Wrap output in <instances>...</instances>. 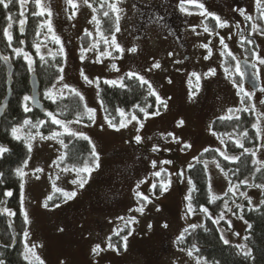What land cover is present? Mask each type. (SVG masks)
Returning a JSON list of instances; mask_svg holds the SVG:
<instances>
[{
	"label": "rangeland",
	"instance_id": "rangeland-1",
	"mask_svg": "<svg viewBox=\"0 0 264 264\" xmlns=\"http://www.w3.org/2000/svg\"><path fill=\"white\" fill-rule=\"evenodd\" d=\"M88 1L73 0L77 7L71 5L63 19L58 0H41L42 6L51 9L52 14L49 16L45 11L46 19L36 43L41 45V55L59 52L61 45L53 41V33L48 31L47 23L51 21L64 48L60 66L64 69V79L61 82L56 79L52 85L57 89L63 84L69 85L83 95L84 104L96 109L94 123H72L70 127L90 137L99 153L100 166L88 177L85 187L79 189L71 183L76 173L62 171L55 164L60 152L58 140H41L37 132L46 137L51 134L21 128L18 134L25 140L29 135L35 137L28 141L32 150L24 159L27 165L23 161L19 167L25 173L20 175V205L24 219L25 212L28 218L22 231L25 255L36 259L32 255L35 252L43 264H197L198 259L175 243L186 226L199 223L204 215L202 211H188L185 197L190 184L186 169L200 149L216 147L225 152L210 129V121L216 115L229 113L230 108L242 106L237 87L225 73L226 53L230 51L236 57L235 66L240 58H246L241 41L248 34L256 45L254 53L264 57V34L253 27L256 0H198L207 13L227 23L226 27H219L213 19L215 26L209 28V32L204 31L205 19L213 16L201 15L202 10L196 4L185 3L187 11H181V0H111L118 9L114 12L119 17L120 30H114L108 37L99 34L92 3ZM241 11L245 15H241ZM86 33H91L87 35L90 42L84 46L81 35ZM113 36L123 51L111 45ZM221 38L224 44L220 43ZM105 39L109 43L106 44ZM203 44L209 45L210 56L209 50L201 47ZM91 45L95 47L90 48ZM82 47L90 49L83 60ZM131 48H136V52L129 51ZM157 61L161 67L152 68ZM251 61L257 63L254 72L259 70L258 86L252 89L243 81L240 85L245 91L254 93L250 104L256 114V123L264 130V104L261 103L264 101L261 91L264 65L256 61L255 55ZM113 64L118 71L113 69ZM210 68L215 69L216 74L205 76ZM81 71L93 81H119L124 73H137L167 101V109L163 107L159 115L143 117L144 126L139 132L136 121L116 131L104 120L97 83H86ZM193 72L199 74V80L191 75ZM237 73L241 77V73ZM190 92L195 94L191 99ZM181 120L183 126H177ZM169 133L178 137L180 143ZM136 135L142 137V142L135 141ZM259 139L253 152L257 160L264 162V135ZM184 144L191 147L181 151ZM154 147L158 150L153 151ZM153 161H156L155 168ZM206 168L212 194L221 195L228 184L224 174L213 161H206ZM37 169L43 171L37 172ZM157 171L164 173L159 181H171L162 195L151 192L153 173ZM53 184L64 191L76 190L77 196L45 208V199L54 192ZM137 190L151 202L138 197ZM244 195L255 204L259 200L260 187L248 185ZM141 205L144 207L142 214L136 211ZM133 217L137 222L129 224L125 235L128 236L127 249L124 246L120 251L107 248L108 235ZM223 219L225 224L218 222L223 239L243 245L247 222L230 211L223 214ZM97 244L102 249L99 254L92 251Z\"/></svg>",
	"mask_w": 264,
	"mask_h": 264
},
{
	"label": "trees",
	"instance_id": "trees-1",
	"mask_svg": "<svg viewBox=\"0 0 264 264\" xmlns=\"http://www.w3.org/2000/svg\"><path fill=\"white\" fill-rule=\"evenodd\" d=\"M91 1L99 34L108 37L117 26L116 14L110 7L112 1ZM23 5H21L20 0H12L7 9L0 5V52L9 58L13 65L10 74V96L7 107L0 118V146L8 149V151L0 153V261H3L4 264H38L36 259H25L22 238L25 219L20 205L21 176L16 171L26 158L28 149L25 138L21 136V140H16L11 134V129L21 127L23 121L28 119L33 124L39 120H44L46 123L38 128H32L30 125L23 126L22 129L24 130H39L49 134H52L53 131L62 132L63 130L59 126L51 124L50 119L46 116V111H53L60 119L75 120L76 112L84 110V102L72 94L69 89L63 94V98L57 99L55 103L44 98L43 92L54 83L59 75L58 69L62 63V55L59 52L54 55L37 54L34 45L46 19V14L34 15L40 11L34 0H26ZM106 12L108 13L107 16H105ZM9 16L12 17L11 20L8 19ZM20 21H24L23 32L18 29ZM9 23L12 25L9 29L12 35L11 45L4 36V28L8 27ZM205 24L208 28L215 26L211 17L205 19ZM253 24L258 32L264 34V19L261 18L257 8ZM81 42L84 46L89 44L90 39L87 34L81 35ZM241 44L243 45V55L252 60L253 53L256 51L252 37L246 34ZM103 46L101 44V48ZM15 49H21L22 52L18 55ZM24 52L29 53L32 57L34 61L33 70H29L28 62L23 56ZM41 56L44 57V61H41ZM225 65L232 72L231 78L242 84L241 77L235 70L232 56L226 55ZM31 71L35 72L39 80L40 99L44 105L43 111L33 108L29 101L27 103L32 110L30 112L24 111L25 101L23 98L26 95L29 96L28 76ZM127 74L124 73L121 78L124 87L107 84L103 80H99L97 84L103 115L104 117L109 115L110 118L115 117L113 123L116 124H119L121 119L116 109H124L126 113L137 114L139 119H143L144 115L139 112L136 105L141 107L151 105L148 108L149 112L163 108L162 105L156 103L155 96L148 95L147 85L141 86L139 80L135 77L129 79ZM5 91V66L0 59V99ZM250 103L251 100L246 98L242 106L237 108L241 109L240 111L230 108L233 110L232 113L216 115L210 121V129L216 133L224 151L232 157H239V160H225L220 154L222 151L216 147H205L196 153L195 159L191 162L192 167L188 166L186 169L187 176L192 182L188 191V195L191 194L192 197V207L194 211H201V207H206L208 214L204 213L199 223L186 226L176 237L175 243L188 251L191 250L192 256L199 259L200 264H205V262L206 264H264V188L260 187L259 200L255 204H251L245 195H241L247 190L248 185H264V166H262L264 162L257 160L252 155V152L258 147L260 139L256 128L253 127L257 120ZM244 108L249 110L243 111ZM228 115H232L233 118L220 119ZM82 122L88 123L90 121L85 116ZM244 133H247V136H244ZM62 138L68 147L64 148L60 145V152L55 157L57 167L64 169L72 165L81 167L85 161L91 163V143L68 136ZM237 139L241 140L244 148L250 151L245 152L244 148L236 147ZM61 153H67V158L63 161L58 159ZM197 158L200 162H197ZM206 161H213L216 165L218 163L220 165L218 168L224 176L227 173L225 176L228 182L227 187L221 195H218L220 199L216 200L215 203L208 202L209 181ZM254 161L260 163H254ZM258 168L260 171H257ZM163 176L164 173L161 172L160 177H154V183L157 187H151L153 194L160 192L159 179ZM230 187H232V191H228ZM9 191L12 192L11 196L6 195ZM225 193L227 194L225 195ZM49 196H52V199L48 201V207L65 200L59 191H54ZM225 202H227V207L224 206ZM228 211L243 217V220L247 222L243 236V248L238 247L241 245L230 241L225 244L224 239L221 238L223 236L218 224H225V221L220 219V216ZM217 219L219 223L214 222ZM10 224L13 225V232L10 230ZM119 229H123V231L119 235H115L114 233ZM119 229L107 237V241L111 237V243L115 245L117 251L123 248L121 237L129 231V224L126 226L124 223ZM182 234L184 238L181 242L177 238ZM249 250L251 256H245L244 252Z\"/></svg>",
	"mask_w": 264,
	"mask_h": 264
},
{
	"label": "snow or ice",
	"instance_id": "snow-or-ice-1",
	"mask_svg": "<svg viewBox=\"0 0 264 264\" xmlns=\"http://www.w3.org/2000/svg\"><path fill=\"white\" fill-rule=\"evenodd\" d=\"M12 2V0H0V5H3V7L5 9H7L9 7V4ZM36 6L38 8H40V11L37 12V13H34V15H44L45 11H47L48 15L51 16V9H46L44 6H42L41 4V0H34ZM66 2L70 5H72L73 8H76L77 5L73 2V0H66ZM85 3H87V0H84ZM20 3L21 5H23L24 3H26V0H20ZM185 3H188V4H196L197 7H199L202 11H201V15H211L213 16V19H215L217 25L219 27H226L227 26V23L226 21H222L221 18L219 16H215L214 14L212 13H207L206 9H204V5L201 4V3H198V0H181V3H180V8H181V11H187V9L184 7ZM110 7L115 10V11H118V9H116L115 5H110ZM256 8L258 11H260V14H261V18L264 19V0H256ZM23 14V13H21ZM108 13L106 12L105 13V16H107ZM241 15H245V13L243 11H241ZM9 20L12 19L11 16L8 17ZM93 19H95V17H93ZM119 17H117V21H118ZM245 19H251L250 16H245ZM24 24V21H21V25ZM12 25L11 23H9L8 25V28L4 29V36L7 37L8 39V42H9V45H11V41H12V35L9 31V29H11ZM47 27H48V31L50 33H53L52 35V39L55 43L57 44H60L61 47L59 49V54L63 55L64 54V48H63V44L60 40V38L58 36L55 35L54 33V30H53V27H52V24H51V21H49L47 23ZM254 29H255V25L253 26ZM117 32L120 30L118 25L115 29ZM21 32L24 31L23 27H21L20 29ZM193 31H195V29H193ZM204 31L205 32H209V28L205 25L204 26ZM87 35H91V33H86ZM102 35V34H101ZM104 42L107 44L109 43L106 39L104 40ZM221 44H224V40L223 38H221V41H220ZM111 45L115 46V48L119 51H123V49L120 48V45L117 44L116 42V38L115 36L112 37V40H111ZM35 48H36V52L37 54H39L40 52V47L41 45L39 43H36L35 45ZM92 47H95V45H91L90 48ZM201 47L203 48H207L209 50V56L211 55V49L209 48V45L208 44H203L201 45ZM225 48H227V45H224ZM90 49H84L83 47L81 48V59L83 60L85 58V52L88 51ZM136 48H131L129 49V51L131 52H136ZM15 51L17 52V54L19 55L22 50L21 49H15ZM227 55L229 56H232V59H236L235 56L232 55V53L229 51L226 53ZM101 55H110V53H101ZM169 55H171V53H169ZM253 55H255V58H256V61L260 64V65H264V57H261L260 55L256 54V53H253ZM23 56H24V59L27 60L28 62V65H29V70H33L32 69V65L34 64V61L32 59V57L30 56L29 53L27 52H24L23 53ZM209 56H205L204 58L205 59H208ZM4 59L6 60L7 57H4ZM41 61H44V57L41 56L40 57ZM97 62H99V57L97 58ZM177 63H179V61H177ZM113 69L117 70L116 69V65H112ZM161 65L160 63L157 61L155 62L153 65H152V68H160ZM252 68L253 69H256L257 68V63H253L252 64ZM151 70V69H149ZM235 70L236 72H240V64L237 63L236 66H235ZM63 72H64V69L61 67L58 69V77H57V80L58 82H61L63 81L64 77H63ZM225 73L227 74V76L231 79L232 77V72L229 71L228 68H225ZM216 74V70L215 69H212L210 68L208 70L207 73H205L204 75L205 76H208V75H215ZM128 78L131 79L133 77H135L137 80H139L141 86H144V85H147V91H148V95L149 96H155V99H156V103L158 105H162L164 107V109L166 110L167 109V101L166 100H163L161 99V97L159 96V94L155 91V89L153 88V86L143 77V76H139L137 73H128ZM192 76H195L197 78V80L200 79V76L199 74L193 72L191 74ZM254 75H259V70H257ZM81 76L83 77L84 81L88 84H92V83H97L98 84V81H93V80H90L88 78L87 75L84 74L83 71H81ZM231 82L234 84L235 87H237L238 91H237V95H239L241 97V103L243 104L245 99L248 98L250 99L254 93H251V92H247L245 91V89L243 88L242 85H240L239 83H237L234 79L231 80ZM105 83L107 84H111V85H114V86H120V87H124V83H123V80H110V81H105ZM169 83H171V81L169 80ZM189 85H191V79H189ZM64 89H69V91L74 94L76 97H79V99L81 101H83L84 97L83 95L76 89L74 88H70L69 85L67 84H63V87L60 88V89H57L56 88V85H52L51 88H46L45 92H44V98L47 99V100H50L52 101L53 103H55L57 101V99H62L63 98V92H64ZM262 92H264V88L261 89ZM195 94L194 93H191L190 92V99L194 96ZM24 101H25V104H24V111L25 112H30L32 109L28 106V101H32L33 103L36 102V98L34 96H24ZM262 104H264V101H261ZM84 110L81 112V111H77L76 112V119L73 121V120H66V119H60L58 118L57 114L54 113L53 111H46V116L50 119L51 121V124L53 125H57L59 126L63 131L62 132H56V131H53L51 136H44L43 134L37 132L36 135H38L40 137L41 140H48V139H57L58 142L60 143V145L64 148H67L68 146L64 143V140L62 137L64 136H68V137H71V138H75V139H81V140H85V141H88L89 143L92 144V149H91V153H90V156H91V163L89 164L87 161L84 162L83 166L81 167H78L76 165H72L71 167H65L64 169H62V171H65V172H75L76 173V179H73L71 181L72 184L74 185H77L79 189H83L85 187V185L87 184L88 182V177L91 176V173L100 166V161H99V153L96 151V148H95V144L91 141L90 137L85 134L84 132L82 131H77V130H74L70 127V124L72 123H75V124H80L83 120V118L86 116L87 119L94 123L95 122V119H96V109L94 108H90L88 107L87 104H84ZM136 107L139 109V112L143 113L144 115V118H148L149 116H154V115H159L160 112H159V108L156 109V111L154 112H149L148 111V108L151 107V105H149L148 107H141L140 105H136ZM241 109H236V111H240ZM249 109L248 108H244L243 111H248ZM116 111L118 112L119 116L121 117L120 119V122L119 124H116V123H113V120L115 119V117H111L110 118V115L109 116H105L104 117V120L105 122L107 123L108 127L116 130V131H119L121 128H125L127 127L130 123H132V121H136L137 125H138V128H137V131L139 132L140 129L143 128L144 124H143V121L141 119H139L138 115L137 114H134V113H126L124 111V109H116ZM233 110L232 109H229V113H232ZM63 114V113H62ZM130 117V118H129ZM232 115H228V116H225V117H221L220 119H232ZM236 119H239V117H236ZM45 121L44 120H39L37 121L36 123H32L30 120L28 119H25L23 121V124L21 125V127H13L11 129V134L12 136L16 139V140H21V136L18 134L21 132V128L23 126H27V125H30L32 128H38L39 126H42V125H45ZM184 124V121L181 120V121H178V125L177 126H183ZM253 127L257 129V135L258 136H261V135H264V130L261 129L260 127V124L259 123H255L253 124ZM169 136H172L173 140L177 143H180L179 141V138L174 136L172 133H169L168 134ZM213 135H216V133H213ZM244 136H247V133H244ZM35 137L34 136H31L29 135V137L27 138V140L25 141L26 142V146H27V149L29 152H31L32 150V144L28 141L30 140H34ZM135 141L137 143H140L142 142V137L140 135H136L134 137ZM236 147H239V148H244V145L243 143L241 142V140L237 139L236 142ZM191 145L189 144H184L183 147L181 148V151H183L184 149H187V148H190ZM158 149L156 147L153 148V151H157ZM8 151V149L4 148L3 146H0V153H3V152H6ZM205 151H207V149H205ZM244 151L245 152H249L250 150L249 149H246L244 148ZM225 160H233V161H236V160H239V157H230L226 152H221L220 153ZM252 155L255 156L256 153L255 152H252ZM67 158V153H61V155L59 156V160L60 161H63ZM197 162H200L199 159L197 158ZM164 163H171V161H165ZM254 163H260L259 161H254ZM24 164L25 166L27 165V160L24 161ZM152 166L153 168L156 167V161H153L152 162ZM217 167H220V165L217 163L216 165ZM264 166V165H262ZM189 167L191 168L192 165L190 164ZM222 170V169H221ZM17 173L20 174L21 176H23L25 173L23 172L22 169L20 168H17L16 169ZM37 172H41L43 171V169H37L36 170ZM223 171V170H222ZM257 171H260V169L258 168ZM161 175V172L157 171V172H154L153 173V176L154 177H160ZM178 175H183V173H178ZM225 176H227V173H225ZM37 179H39V177H37ZM143 183V182H141ZM171 181H164V180H161L160 181V192H161V195L166 192L168 190V187L170 185ZM191 179L189 178V184L191 185ZM140 185L137 184V189H139ZM157 185L154 183L152 185V188H156ZM257 187H261V188H264V185H257ZM53 188H54V191H59L62 193V195L64 196L65 198V202H67V200H71L73 198H75L77 196V191L76 190H72V191H64L63 189H58L55 187V184H53ZM193 189H194V186H193ZM232 187H230L228 189V191H232ZM227 193H225L226 195ZM6 195L8 196H11L12 195V192H7ZM136 195L138 197H140L143 201H147V202H151L149 200V198L145 195H143V193H141L139 190H137L136 192ZM241 195H244L243 193H241ZM52 199V196H49L46 198L45 202H44V207L47 208L48 207V201ZM185 199L188 201V205H187V208H188V211L189 212H192L194 211L193 207H192V203H191V200H192V197H191V194L187 195L185 197ZM220 199V197L212 194V191H211V186L209 187V200L208 202L209 203H215L216 200ZM57 207L59 205H56ZM225 207H227V202H225ZM159 210V209H157ZM202 212H204L205 214H208V208L206 207H201L200 209ZM5 211H8L7 209H5ZM136 211L140 212L141 214L143 213L144 211V207L143 205H141L140 207H138L136 209ZM12 214V213H10ZM211 218V217H210ZM121 219H124L123 217H121ZM220 219H223V215L220 216ZM241 219H243V217H241ZM28 222V218H27V213L25 212V223ZM137 221L135 220V218H131L127 221H125V224L126 226L128 224H132V223H136ZM214 222H218V221H214ZM149 227H151V225H149ZM164 227H167V225L165 224ZM193 227H195V225H193ZM123 231V229H119L117 230L114 234L115 235H119L120 232ZM187 231V230H185ZM25 235H27V233H25ZM129 235H131V232H129ZM238 235V234H237ZM183 234L178 237V241H183ZM223 239V237H221ZM121 239L123 240L124 242V249L126 250L127 249V240H128V236H123L121 237ZM224 243L225 244H228L229 241L227 239H224ZM238 247H241L243 248L244 246H238ZM107 248L109 249H112V250H118L116 249L115 245H113L111 243V237L108 238V243H107ZM28 251H31V249H28ZM92 251L94 253H97L99 254L100 251H102L101 247L99 244H97L93 249ZM32 255L36 258L38 264H43V261H41L39 259V257H36L35 256V252H32ZM188 255H192V252L191 250L188 251ZM244 255L245 256H251V251H246L244 252ZM25 259H28V256L25 255ZM0 264H4L3 261H0ZM197 264H200V260L198 259L197 260ZM206 264V262H205Z\"/></svg>",
	"mask_w": 264,
	"mask_h": 264
},
{
	"label": "water",
	"instance_id": "water-1",
	"mask_svg": "<svg viewBox=\"0 0 264 264\" xmlns=\"http://www.w3.org/2000/svg\"><path fill=\"white\" fill-rule=\"evenodd\" d=\"M23 26L24 25H21V24L18 25L19 31H20L21 27H23ZM4 57H6V56H4V54L0 52V59L4 63L5 75H6V91L0 99V118L3 115V113L7 107L8 99L10 96V91H11V87H10L11 76H10V74H11V71L13 68V65H12L11 61L9 60V58L7 57V59L5 60ZM238 63L240 64V73H241L242 81L244 83H246L247 85H249L252 89L257 88L259 81H258L257 75H254L255 72L252 68L253 62L251 60H249L248 58H240L238 60ZM28 87H29L28 95L34 96L36 98L35 103H33L32 101H29L30 105L35 109L43 111L44 105L42 103V100L40 99L39 80H38L34 71H31L29 73ZM10 230H11V232H13V225L12 224H10Z\"/></svg>",
	"mask_w": 264,
	"mask_h": 264
},
{
	"label": "flooded vegetation",
	"instance_id": "flooded-vegetation-1",
	"mask_svg": "<svg viewBox=\"0 0 264 264\" xmlns=\"http://www.w3.org/2000/svg\"><path fill=\"white\" fill-rule=\"evenodd\" d=\"M59 1V4H60V6H61V8H62V18L64 19L65 18V15H66V12H67V10L70 8V4H68L67 2H66V0H58ZM78 3H79V1H77ZM89 3L91 2L92 3V1L91 0H89L88 1ZM72 7V6H71ZM85 8H86V6H84ZM92 8H93V5H92Z\"/></svg>",
	"mask_w": 264,
	"mask_h": 264
}]
</instances>
